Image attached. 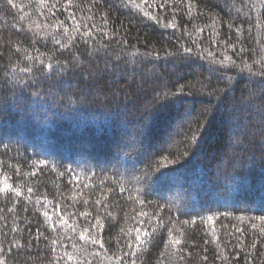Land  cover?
Listing matches in <instances>:
<instances>
[{
	"label": "trees",
	"instance_id": "16d2710c",
	"mask_svg": "<svg viewBox=\"0 0 264 264\" xmlns=\"http://www.w3.org/2000/svg\"><path fill=\"white\" fill-rule=\"evenodd\" d=\"M5 177V264H264V0H0Z\"/></svg>",
	"mask_w": 264,
	"mask_h": 264
},
{
	"label": "snow or ice",
	"instance_id": "6c2138e0",
	"mask_svg": "<svg viewBox=\"0 0 264 264\" xmlns=\"http://www.w3.org/2000/svg\"><path fill=\"white\" fill-rule=\"evenodd\" d=\"M68 2L71 3V0H68ZM145 2H146V0H145ZM9 3H12V0H9ZM170 26H174V25H170ZM77 30H79V29L77 28ZM65 31H67V29H66ZM88 34H89V33L85 32V35H88ZM186 51H190V49H186ZM225 59H227V57H225ZM191 139H192L193 141H195V140L197 139L195 132H193V135H192ZM165 159H167V157H165ZM33 175H34V173H33ZM3 179H4L5 182H3L2 186H0V194H5V195H7L9 192H15V195H16L17 197H19V196L21 195L19 189H18V188H14L11 184L7 183V182H6V181H7V177H5V178H3ZM28 191L31 192L32 189L29 188ZM37 202H39V198H38V201H37ZM45 203H46V202H45ZM85 203H87V201H85ZM96 203H97V204H100V201L97 200ZM9 211H11V209H9ZM54 212H55V215L59 217V224H58V225L56 224L55 221H53V217H52V215H50L48 212H44V213H43V215H44V217H45V219H46L47 221L53 222V225H54L53 230H55V227H57V226H59V227H63V226H67V225L69 224L68 219L65 218V216L61 213V211H60L59 208H55ZM81 215H82V216H88L89 213H87V212H83V213H81ZM141 215H143V214H141ZM212 219H213L212 217H208V221H209V222H211ZM259 219L264 220V216L259 217ZM157 223H158V224H162L163 222L160 221V220H158ZM185 223H186V224H187V223L195 224V221H191V222H189V221H185ZM141 224H142V222H141ZM97 226H99V227H101V228L103 227V225L100 223V217H99V216L96 217V225H93L92 227L95 228V227H97ZM72 230L75 231V225H73ZM13 231H15V229H13ZM122 231H123V230H122ZM131 231H132V230L130 229V230H129V242H128V246H129L130 248L132 247V244H133V241H132V238H131ZM135 232H136V235H135V237H134L135 246H136V248H142V246H143L144 244L149 243V242L151 241V239H152V235H153L154 232H155V228H153L152 232H149L148 230L144 229V228L141 226V227H136V228H135ZM261 233L264 234V229H261ZM86 234H87V235H86ZM169 237H170V239H169L168 243H170L173 247H176V246L180 245L181 242H182L181 239L175 237L171 232H169ZM79 238H80L81 240H84V241L90 242V243H92V244H97V243H99L101 248L104 247V244H103L101 241H98L96 238H94V237L92 236V234H91V230H90L89 228H83V229L79 232ZM214 241H215V238H214ZM214 241H213V242H214ZM19 243H20V242L17 240V241H15V243L13 244V246L15 247V246L19 245ZM55 243H56V241H53V244H55ZM207 243H209V241L206 240V241H205V244H207ZM251 247L255 248V247H256V244L253 243V244L251 245ZM130 254L133 255V256L136 255L135 252H132V253H130ZM126 255H128V253H126ZM162 255H163V254H162ZM57 259H59V258H57ZM68 259H69V260L72 259L71 255H68ZM205 259H207V257H205ZM0 264H5V262H4L3 260H0ZM133 264H134V261H133Z\"/></svg>",
	"mask_w": 264,
	"mask_h": 264
},
{
	"label": "rangeland",
	"instance_id": "374dc122",
	"mask_svg": "<svg viewBox=\"0 0 264 264\" xmlns=\"http://www.w3.org/2000/svg\"><path fill=\"white\" fill-rule=\"evenodd\" d=\"M80 114V113H79ZM48 140V139H47Z\"/></svg>",
	"mask_w": 264,
	"mask_h": 264
}]
</instances>
